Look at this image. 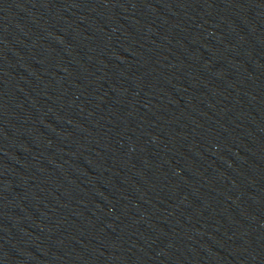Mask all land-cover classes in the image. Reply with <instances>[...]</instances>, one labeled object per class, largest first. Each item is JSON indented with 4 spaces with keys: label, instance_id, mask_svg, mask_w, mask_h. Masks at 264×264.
Here are the masks:
<instances>
[{
    "label": "water",
    "instance_id": "1",
    "mask_svg": "<svg viewBox=\"0 0 264 264\" xmlns=\"http://www.w3.org/2000/svg\"><path fill=\"white\" fill-rule=\"evenodd\" d=\"M0 264H264V0H0Z\"/></svg>",
    "mask_w": 264,
    "mask_h": 264
}]
</instances>
